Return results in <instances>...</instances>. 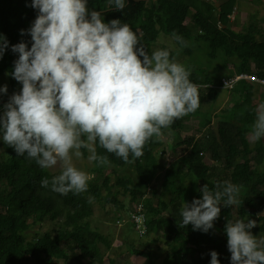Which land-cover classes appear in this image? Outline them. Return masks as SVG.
<instances>
[{"label": "trees", "instance_id": "1", "mask_svg": "<svg viewBox=\"0 0 264 264\" xmlns=\"http://www.w3.org/2000/svg\"><path fill=\"white\" fill-rule=\"evenodd\" d=\"M128 1L123 10L109 9L102 17L104 22L119 19L127 23L137 35L139 31L140 44L149 55L154 51L151 45L156 42L159 33L173 39L175 32L187 44L194 37L196 42L205 43L211 58L221 52L223 65L231 64L234 68L225 77L252 74L250 65H253L257 76L264 79V30L256 31L255 25L249 26L245 33L230 29L229 17L233 14L236 0H225L218 9L203 0ZM105 2L107 0H88L87 4L91 10H96ZM36 15L37 10L31 7V0H0V34L9 45L0 57V76L7 73L12 80L11 90L1 94L2 105L22 87L13 82L10 75L14 70L12 63L18 56L11 51V45L25 42L31 47L30 35L27 31L21 35V30L29 29ZM190 27L197 31L196 35ZM177 45L189 54V48ZM189 79L197 85L208 86L219 84L222 78L219 80L214 75L201 77L192 73ZM205 92L206 97H200V105L214 102L218 90ZM256 93L255 86L239 83L231 94L237 99L230 108L222 111L215 128L210 129L207 149L194 142L193 138L177 139L178 143L171 148L173 156L169 162L165 159L164 140L155 137L146 143L144 155L132 163H125L98 147V153L108 155L110 163L101 167L92 163L90 174L95 176L88 182V190L78 195H61L51 191L50 186L42 187L40 181L43 178L50 179L59 172L51 174L27 156L18 157L13 148L0 140L1 149L9 155L8 160L0 161V264H82L84 260L102 264L97 244H104L106 250L111 244L90 230L87 221L93 216V204L103 202L119 211L120 196H129L132 204L145 195L158 179L163 181L164 189H171L174 197L167 202L162 201L153 189V193L144 200L148 233L143 237L162 233L163 259L159 261L153 255L150 243H145L140 249L131 248V256L144 260L142 264H210V252L214 250L218 253L219 264H230L224 231L226 222L246 221L257 206H264V139L254 142L253 146L247 141V133L255 119L257 105H253L252 100ZM198 109L194 117H188L190 113L177 119L171 125V133L181 134L184 122L190 118H201L204 121L202 126L210 127L213 118H204ZM163 131L164 135L169 133L167 129ZM177 146L185 148L180 155L174 151ZM204 152H209L216 166L203 162ZM83 156H86V150ZM183 166H186V174L182 171ZM128 167L135 169V181L121 177ZM113 178L115 181L112 183ZM186 180L188 186H185ZM223 181L240 187L238 199L242 200V204L236 205L237 219L232 216L233 205L221 207L219 218L207 233L194 231L191 224L181 227V206L177 207L178 202L183 204L184 201L190 203L194 198L199 199V189L203 185L207 183L209 188H213L215 182ZM89 197L93 198L91 203L88 202ZM259 220L261 223L256 232L251 231L253 235L258 232L264 235V217ZM47 221L57 223V229L42 234L40 238H36L35 234L32 240L24 237L32 226Z\"/></svg>", "mask_w": 264, "mask_h": 264}, {"label": "clouds", "instance_id": "2", "mask_svg": "<svg viewBox=\"0 0 264 264\" xmlns=\"http://www.w3.org/2000/svg\"><path fill=\"white\" fill-rule=\"evenodd\" d=\"M87 3L31 0L37 15L29 29L21 30L30 35L31 47L11 45L18 59L10 75L22 87L0 111V140L42 169L59 166L58 174L40 184L61 195L86 192L92 178L75 166L73 157L82 158L86 150L89 163L108 165V155L99 154V147L132 163L153 137L163 139L165 129L171 135V125L201 104L190 69L168 49L149 55L127 23L104 22ZM109 3L110 10L126 6V0ZM172 36L187 47L182 36ZM8 47L0 34V57ZM0 94H7L6 85ZM247 135L252 142L264 139V101L257 104ZM199 191V199L183 202L181 227L191 224L194 231L207 233L221 207L242 204L239 185L229 181L215 182L213 188L206 183ZM254 227L251 219L226 222L230 264H264V237L253 235ZM210 256V264H219L216 251Z\"/></svg>", "mask_w": 264, "mask_h": 264}, {"label": "rangeland", "instance_id": "3", "mask_svg": "<svg viewBox=\"0 0 264 264\" xmlns=\"http://www.w3.org/2000/svg\"><path fill=\"white\" fill-rule=\"evenodd\" d=\"M204 1V0H203ZM208 0H206L207 2ZM129 1L126 0V3ZM225 0H209L210 5L218 7L224 3ZM149 3H147L148 5ZM88 9L91 11L87 4ZM109 0L105 2L101 7H98L96 11H99L101 15L107 14L110 9ZM190 25V23H189ZM251 25H255L256 31L263 32L264 30V0L260 1H252V0H236L234 5L233 14L229 17V27L231 30H234L238 33H245L248 30V27ZM193 35L197 34V31L193 30L190 27ZM140 35V32L138 31ZM260 39V37H258ZM157 42V44H156ZM155 43L151 45L152 51L157 49H168L171 53H173V57L177 60V62L184 64L187 68L190 69L191 74L201 75L204 76H215V79H221L228 74L229 72L234 69L231 64L223 65V58L222 53L219 52L218 54H213V58L209 57L210 51L207 45L203 42H196L195 37L192 38L191 41L188 42L187 48H189V54H187L184 49L179 48L177 42H175L172 38L159 33L158 38ZM18 56L14 59L17 60ZM14 61L12 63L14 68ZM250 70H254L255 68L253 65H250ZM218 80V81H219ZM12 80L9 77V74L5 73L0 76V87L6 85L7 91L11 90L12 88ZM13 82H15L18 86H22L19 82H17L13 78ZM202 86V87H201ZM255 86V85H253ZM257 88V93L254 94V98L252 100V104L260 103L264 98V89ZM199 95L203 98L206 97V92H213L211 87L206 88L203 85H199ZM233 92H227L224 90H218L217 97L214 102H206L203 105H200L199 109L201 114H203L204 118L212 119L213 123L209 127V125L202 126L203 122L201 118H190L188 121L184 122V128L181 134L168 133L164 135V144H165V159L167 162L173 156L172 154V146L178 143L177 139L183 140L193 138L194 142L198 143L200 146H204V149H207L208 140L211 138L210 129L213 130L215 128V123L217 119L220 117L223 110L230 108L234 100L237 99L235 95H231ZM260 95V96H259ZM202 98V99H203ZM2 105L1 102V94H0V107ZM188 117H194V113L188 115ZM173 136L176 138L173 140ZM181 137V138H180ZM248 143L250 146H253V143L248 137ZM185 149L184 147H175L174 151L177 155H180L181 150ZM88 153L86 151V156L82 158H75L73 157V162L76 167L79 169L86 171L92 178L95 176L94 174H90L92 169V163H89L87 160ZM157 157V156H156ZM203 162L206 165L216 166L209 152H204L203 155ZM9 155L3 151L0 147V161L4 162L8 160ZM166 163L165 165H167ZM255 166V165H253ZM221 168V167H216ZM128 171L125 174H121V177L129 178L133 181L136 180L137 174L133 167H128ZM49 173H57L60 171L59 166L53 167L51 169H45ZM183 173H187L186 166H183L182 169ZM109 173V170L106 171V174ZM229 172H225L224 174H228ZM158 179L154 182L153 186L150 188L149 191L145 193V195L150 196L153 193V189L157 191V196L162 201H168L173 198V193L170 188L164 189L163 188V181ZM115 179H112V183ZM185 186H188V182L186 180ZM157 188V189H156ZM199 188V187H198ZM186 194V193H185ZM195 194V193H194ZM184 194H182V197ZM130 197L120 196L119 197V211L115 210L116 208L113 205H106L105 203H94L93 204V216L87 221L90 227V230L93 233H97L106 240L110 242V249L106 250L104 244L98 243V249L102 255V264H128V263H135V264H142L144 260L134 258L130 254V249H140V246L144 245L145 243L151 244V249L153 255L158 257L159 261L163 259L161 257L163 255L162 251V233L158 232L156 236H146L143 238H139L138 235L134 232L133 228L129 223V213L131 211L132 205L130 203ZM183 204L178 202L177 207H182ZM236 205L233 207L232 216L233 219H237L236 214ZM260 217H264V206L260 207L257 206L253 211L252 214L249 216V219L256 221V227L251 229L252 232H256V229L260 226ZM58 225L57 223L47 221L41 225L32 226V228L24 235L27 240H32L36 234V238H40L42 234L51 232L56 230ZM148 237V239H147ZM257 237H264L261 233H257ZM158 240V242H154ZM155 260V259H154ZM71 261V260H70ZM61 264V263H55ZM82 264H94L92 262H87V260L82 261ZM97 264V263H95Z\"/></svg>", "mask_w": 264, "mask_h": 264}, {"label": "built area", "instance_id": "4", "mask_svg": "<svg viewBox=\"0 0 264 264\" xmlns=\"http://www.w3.org/2000/svg\"><path fill=\"white\" fill-rule=\"evenodd\" d=\"M251 72L252 74H234L231 77L222 78L219 84L203 86L206 88L211 87L213 90H224L227 92H233L239 83L246 82L250 85H255L259 88L264 89V79L258 77L257 73L254 70H251ZM146 198L147 195H143L142 197H140V199L136 200V202L132 203V208L129 213V223L139 238H142L145 234L147 235L148 233L146 222L147 212L144 206V200Z\"/></svg>", "mask_w": 264, "mask_h": 264}, {"label": "crops", "instance_id": "5", "mask_svg": "<svg viewBox=\"0 0 264 264\" xmlns=\"http://www.w3.org/2000/svg\"><path fill=\"white\" fill-rule=\"evenodd\" d=\"M204 1H206V0H204ZM260 1V0H259ZM206 3H208L209 4V0L206 2ZM139 35V34H138ZM157 44V43H156ZM164 49V48H163ZM173 140H175V137L173 136Z\"/></svg>", "mask_w": 264, "mask_h": 264}, {"label": "water", "instance_id": "6", "mask_svg": "<svg viewBox=\"0 0 264 264\" xmlns=\"http://www.w3.org/2000/svg\"><path fill=\"white\" fill-rule=\"evenodd\" d=\"M216 7V6H215Z\"/></svg>", "mask_w": 264, "mask_h": 264}]
</instances>
